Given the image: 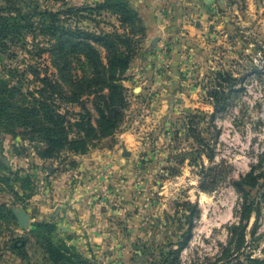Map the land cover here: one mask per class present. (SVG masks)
I'll list each match as a JSON object with an SVG mask.
<instances>
[{
  "label": "rangeland",
  "instance_id": "374dc122",
  "mask_svg": "<svg viewBox=\"0 0 264 264\" xmlns=\"http://www.w3.org/2000/svg\"><path fill=\"white\" fill-rule=\"evenodd\" d=\"M263 194L264 0H0V264H264Z\"/></svg>",
  "mask_w": 264,
  "mask_h": 264
},
{
  "label": "trees",
  "instance_id": "16d2710c",
  "mask_svg": "<svg viewBox=\"0 0 264 264\" xmlns=\"http://www.w3.org/2000/svg\"><path fill=\"white\" fill-rule=\"evenodd\" d=\"M52 29V28H51ZM69 36L73 38H77L78 34L73 32H68ZM93 41L97 44H101L103 47H105L108 50V56H107V68L110 70L109 75L111 76L112 70L116 67V62H120L119 54L116 52H113L111 50L112 46H114V41L111 40L109 36H96L93 38ZM59 43L60 49H65V53H69L71 48L75 49L80 53L79 46H81V42L72 43L69 40H60ZM67 46V47H65ZM78 48V49H77ZM86 49L88 53L85 54V56L88 58L89 62L91 63V73L93 75L92 79L88 81V85L92 83L93 81L95 84H99L101 89H107L109 92V102H105L103 107V117L104 119H108L107 121L111 126L117 125L116 121L113 120L114 116L118 117L117 115H121L120 109L124 103V97L122 93V88L117 86L112 79L105 78L106 68L103 65L99 55L97 52L91 47L86 46ZM228 82H231L230 79H225ZM218 89L212 90L210 93V97L213 101V107L216 111H220L225 107V102L227 100V95L229 94H237V90H234L233 87L230 86L227 88L222 87V85L219 84ZM251 175H247L242 181H233L234 185L236 187H242L244 181L247 178H250ZM263 201H264V194H263ZM255 217L258 216V210H253ZM38 229H44L46 232L51 234L54 231L53 226L50 225H41L38 226ZM48 234V236H49ZM38 246L41 247L42 252L44 254L43 263L42 264H85L84 260L79 256V254L76 252L75 248L73 246L67 245V243L63 240H58L57 243H53L50 239V237H46L45 241L41 244H38ZM257 263H261L257 261ZM262 264V263H261Z\"/></svg>",
  "mask_w": 264,
  "mask_h": 264
},
{
  "label": "water",
  "instance_id": "95a60500",
  "mask_svg": "<svg viewBox=\"0 0 264 264\" xmlns=\"http://www.w3.org/2000/svg\"><path fill=\"white\" fill-rule=\"evenodd\" d=\"M15 216H16V218H17V220H18V222H19V224L21 226H26L27 225V222L29 220L28 215H26L23 212H19V213H16Z\"/></svg>",
  "mask_w": 264,
  "mask_h": 264
}]
</instances>
